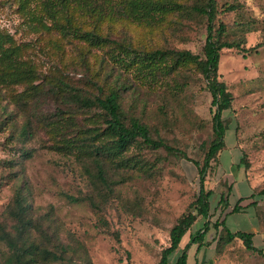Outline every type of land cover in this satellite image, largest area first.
Segmentation results:
<instances>
[{
  "label": "rangeland",
  "instance_id": "374dc122",
  "mask_svg": "<svg viewBox=\"0 0 264 264\" xmlns=\"http://www.w3.org/2000/svg\"><path fill=\"white\" fill-rule=\"evenodd\" d=\"M195 1L180 3L189 8ZM228 3L235 7L229 16L224 11ZM31 13L40 11L21 9L18 0H0V75L11 73L13 80L27 66L36 71L33 79L0 83V222L19 189L33 223L44 233L42 237L33 228L32 240L60 256L43 264H157L169 245L171 227L198 193L197 169L189 160L201 164L214 138V108L203 77L192 64L154 84L140 79L133 68L129 76L121 74L120 82L131 84L122 93L124 114L140 119L153 137L184 152L189 160L163 149L132 146L125 158L138 160L137 165L106 164L103 185L90 163L56 150L44 120H54L58 101L45 95L46 83L60 76L90 90L87 82L92 73L106 68L116 77L118 70L111 67L105 47L90 48L74 38L66 41L52 27L46 30L32 21ZM217 18L234 22L226 39L240 41L241 48L224 49L219 55V81L232 101L222 114L227 148L204 182L205 190L212 192L209 220L211 224L224 220L232 232L252 233L262 254L247 251L238 239L226 242L224 231L217 235L211 229L203 264H264V0H221ZM78 20L83 30L93 26L91 17L78 16ZM98 26L112 40L138 51L185 50L202 57L205 21L186 9L167 13L156 24L117 18L104 19ZM79 49L87 53L84 65ZM42 89L45 94H35ZM84 116L76 119L82 127L89 121ZM220 196L227 197L228 207L218 203ZM239 197L241 210L231 213ZM4 223L11 232L12 222ZM202 223L199 218L190 231ZM187 239L188 235L181 248ZM7 255L0 243V264Z\"/></svg>",
  "mask_w": 264,
  "mask_h": 264
},
{
  "label": "trees",
  "instance_id": "16d2710c",
  "mask_svg": "<svg viewBox=\"0 0 264 264\" xmlns=\"http://www.w3.org/2000/svg\"><path fill=\"white\" fill-rule=\"evenodd\" d=\"M182 0H18L21 9L36 8L38 13H31L32 21L37 22L43 29L52 27L58 34L68 41L74 38L90 48L101 50L104 48L113 69H117L116 77L113 71L108 73L106 68L99 73L94 72L88 79L90 90L75 87L70 82L50 77L46 83L49 88L36 90L35 94L54 96L58 101V108L54 120H44L46 132L55 140L57 151L75 155L87 161L94 168V177L103 185L107 184L106 164L115 163L125 167L136 166L138 160L125 158L128 150L135 146L140 149H163L168 154L189 160L186 154L177 148L169 146L160 137H153L151 129L135 116H126L121 107L122 93L131 88L130 83L120 82L122 73L129 76L131 69L137 71L140 79L154 84L159 78L175 76L185 64H192L201 74L206 89L211 97V128L214 138L204 153L202 163L191 161L197 169L198 193L188 209L174 223L169 231V245L161 251L157 264H188L187 252L191 246L197 250L205 246L204 239L211 229L218 235L224 231L226 242L238 239L244 248L253 253L262 254L253 241L250 232H232L225 226L224 220L210 223L211 191H206L204 182L211 166L220 159L225 149L226 127L222 114L231 107L232 97L223 82L219 81L218 64L220 52L224 49H240V41H228L226 35L234 22L218 20V6L221 0H196L187 8ZM186 9L187 14H195L205 21V39L202 47V57L185 50H154L142 52L132 48L129 43L112 40L108 34L99 30L98 23L104 19L113 20L124 18L136 23L156 24L167 13ZM235 10L234 5L228 3L224 11L229 16ZM78 16L91 17V29H82ZM235 26V25H234ZM64 40V41H65ZM1 47V43H0ZM80 63L84 65L85 55L80 50ZM9 68L15 64L10 60ZM76 68V67H75ZM77 68H82L77 66ZM86 70V69H85ZM90 72L89 69H87ZM17 75L11 73L0 75V83L10 85L19 83L24 77L33 79L36 71L31 66L19 70ZM15 75V74H14ZM128 80V79H126ZM38 88V87H37ZM84 116L88 123L80 126L76 119ZM130 160H133L131 162ZM240 164L243 163L241 160ZM128 167V168H130ZM231 190V185L228 187ZM251 201L254 194L250 195ZM243 198H238L231 208V213H237ZM219 204L228 207L227 197L220 196ZM201 218L202 226L190 231L195 222ZM5 221L12 222L11 232L6 230ZM34 217L25 196L18 189L14 192L11 204L4 213V221L0 222V243L5 244L8 255L4 264H43L48 260H57V256L48 248L40 247L32 240L31 230L40 232L38 224H34ZM188 235L187 242L181 248V242Z\"/></svg>",
  "mask_w": 264,
  "mask_h": 264
},
{
  "label": "crops",
  "instance_id": "0c3cea01",
  "mask_svg": "<svg viewBox=\"0 0 264 264\" xmlns=\"http://www.w3.org/2000/svg\"><path fill=\"white\" fill-rule=\"evenodd\" d=\"M225 148H227L226 144H225ZM187 256H188V260H187L188 264H203V262L206 260L205 247H202V249L197 250L196 246H191V248L187 252Z\"/></svg>",
  "mask_w": 264,
  "mask_h": 264
}]
</instances>
